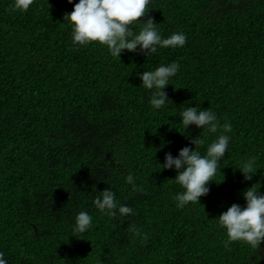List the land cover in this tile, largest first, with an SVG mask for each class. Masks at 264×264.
Listing matches in <instances>:
<instances>
[{
    "label": "trees",
    "instance_id": "trees-1",
    "mask_svg": "<svg viewBox=\"0 0 264 264\" xmlns=\"http://www.w3.org/2000/svg\"><path fill=\"white\" fill-rule=\"evenodd\" d=\"M78 2L36 0L21 12L0 0V252L8 264H252L264 244L253 254L241 242L226 248L215 218L245 205L255 183L264 194V0H152L139 19L152 17L164 36L182 31L186 45L120 59L98 44L72 46L64 17ZM172 61L180 88L169 84L173 103L154 110L137 73ZM198 103L228 118L233 142L216 177L224 179L178 209L177 172L160 164L195 148L203 129L182 133L178 113ZM113 153L123 168H112ZM250 156L262 167L246 181L236 164ZM129 172L143 191L125 184ZM110 188L135 215L96 210L98 191ZM80 211L94 226L78 238L70 234Z\"/></svg>",
    "mask_w": 264,
    "mask_h": 264
},
{
    "label": "clouds",
    "instance_id": "clouds-1",
    "mask_svg": "<svg viewBox=\"0 0 264 264\" xmlns=\"http://www.w3.org/2000/svg\"><path fill=\"white\" fill-rule=\"evenodd\" d=\"M68 2L71 4L73 0ZM35 3L36 0H13L12 9L27 12ZM151 3L152 0H79L74 4L73 11L66 13L64 17L71 27L72 46L79 49L98 44L106 48L111 57L118 59L124 50L149 57L160 49L183 48L187 36L182 31L164 36L152 17L139 19L146 16ZM180 70L181 64L172 61L137 73L141 80L140 86L151 93L149 104L152 109L165 110L173 103L165 89L169 84L175 85L173 79ZM178 114L183 131L178 129L182 133L190 125L203 129L199 136L190 140L195 148L184 146L176 156L171 152L165 153L163 164L159 163L160 168L174 169L177 172L175 178L171 179L179 186L173 200L178 209H184L200 203V198L210 191V181L220 182L224 179L217 180L216 177L221 172V161L225 160V153L231 152L234 129L227 117L222 122L211 107L201 108L199 103L196 107L185 106ZM112 160L115 165L113 169H120L125 165V158L120 154L113 153ZM236 166L246 181L253 180L257 169L262 167L258 165L255 156L247 157ZM125 184L131 186L133 193L143 191L131 172L125 176ZM260 187V183L253 184L243 192L245 205L233 203L215 218V227L224 230L226 235V248L234 242H241L250 247L253 254L258 253L264 244V194L259 191ZM98 192L93 203L101 215L110 219L135 215L131 206L117 199L112 188ZM93 226V216L87 211H80L75 215L70 235L84 237ZM131 230L142 243L148 240V233L135 226ZM261 259H264V255H257L255 260H250L249 257L252 264H260ZM0 264H8L3 252H0Z\"/></svg>",
    "mask_w": 264,
    "mask_h": 264
}]
</instances>
